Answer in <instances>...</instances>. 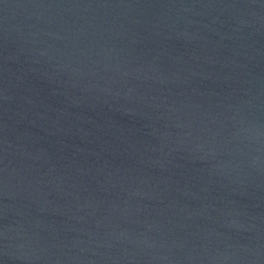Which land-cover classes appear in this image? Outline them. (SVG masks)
<instances>
[{
	"label": "water",
	"instance_id": "95a60500",
	"mask_svg": "<svg viewBox=\"0 0 264 264\" xmlns=\"http://www.w3.org/2000/svg\"><path fill=\"white\" fill-rule=\"evenodd\" d=\"M0 264H264V0H0Z\"/></svg>",
	"mask_w": 264,
	"mask_h": 264
}]
</instances>
